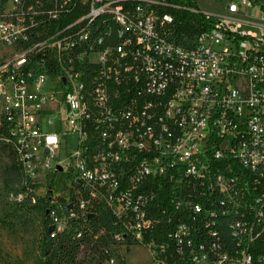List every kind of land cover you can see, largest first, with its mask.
<instances>
[{
  "label": "built area",
  "instance_id": "built-area-1",
  "mask_svg": "<svg viewBox=\"0 0 264 264\" xmlns=\"http://www.w3.org/2000/svg\"><path fill=\"white\" fill-rule=\"evenodd\" d=\"M2 123L31 183L70 179L54 229L100 202L154 263L264 264V0H0Z\"/></svg>",
  "mask_w": 264,
  "mask_h": 264
},
{
  "label": "trees",
  "instance_id": "trees-1",
  "mask_svg": "<svg viewBox=\"0 0 264 264\" xmlns=\"http://www.w3.org/2000/svg\"><path fill=\"white\" fill-rule=\"evenodd\" d=\"M193 5L195 0H189ZM176 16L182 19L181 29L193 33L197 30L198 16L185 10L176 12ZM0 151L5 153L8 161L5 164L3 184L10 192L22 193L20 200L14 199L21 206L27 201H36L34 189L37 185L30 182L25 174L18 158L17 147L14 138L8 132L7 123L0 125ZM13 189H15L13 191ZM51 189L38 200L42 201L43 214L45 216V236L43 242L44 264H125L126 258L121 251L124 244L129 247L132 244H140L137 240L116 237L121 230V223L113 213L102 203L90 204L85 209L76 210L73 217L66 219L65 226L57 230L48 231L51 226L49 196ZM70 197L74 198L71 191ZM88 196V193L85 194ZM12 198V197H11ZM33 198L35 200H33ZM71 206V205H70ZM69 207V206H68ZM53 233V235L51 234ZM148 246L146 241L145 243ZM257 251L264 252V239L258 242ZM154 262V259H152Z\"/></svg>",
  "mask_w": 264,
  "mask_h": 264
},
{
  "label": "rangeland",
  "instance_id": "rangeland-1",
  "mask_svg": "<svg viewBox=\"0 0 264 264\" xmlns=\"http://www.w3.org/2000/svg\"><path fill=\"white\" fill-rule=\"evenodd\" d=\"M228 0H195L204 10H222ZM250 19L259 18L256 9ZM241 30L262 34L261 27L243 22ZM8 158L0 151V264H44L43 242L45 236V216L39 197L47 194L45 185L37 183L36 201H27L22 206L10 197L3 184L5 164ZM60 174L51 187V194L65 199L68 196L69 178ZM15 189H13L14 191ZM126 258L125 264H157L152 261L150 248L142 244L121 247Z\"/></svg>",
  "mask_w": 264,
  "mask_h": 264
},
{
  "label": "water",
  "instance_id": "water-1",
  "mask_svg": "<svg viewBox=\"0 0 264 264\" xmlns=\"http://www.w3.org/2000/svg\"><path fill=\"white\" fill-rule=\"evenodd\" d=\"M59 168L61 169V167H59ZM69 207H71V206L69 205ZM53 229H54V226L51 225V226H49L48 231L51 232Z\"/></svg>",
  "mask_w": 264,
  "mask_h": 264
}]
</instances>
